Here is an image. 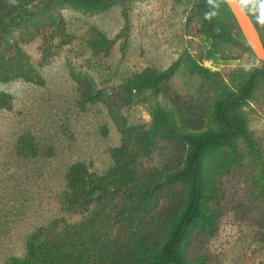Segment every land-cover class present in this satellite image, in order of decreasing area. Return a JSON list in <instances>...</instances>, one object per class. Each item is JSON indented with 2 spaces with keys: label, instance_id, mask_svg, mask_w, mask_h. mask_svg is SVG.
<instances>
[{
  "label": "rangeland",
  "instance_id": "obj_1",
  "mask_svg": "<svg viewBox=\"0 0 264 264\" xmlns=\"http://www.w3.org/2000/svg\"><path fill=\"white\" fill-rule=\"evenodd\" d=\"M19 1L0 0V264H150L189 202L186 138L264 64L221 0ZM240 1L264 37V0ZM235 115L248 137L204 160L186 264H264V78Z\"/></svg>",
  "mask_w": 264,
  "mask_h": 264
},
{
  "label": "trees",
  "instance_id": "obj_2",
  "mask_svg": "<svg viewBox=\"0 0 264 264\" xmlns=\"http://www.w3.org/2000/svg\"><path fill=\"white\" fill-rule=\"evenodd\" d=\"M227 5L226 0H221ZM99 4L102 1H98ZM97 2V3H98ZM14 4L18 9L22 8L21 1L14 0ZM86 4L92 6V1H87ZM228 6V5H227ZM250 15L254 14L250 3L244 4ZM229 14L233 18L235 24L239 26L230 7ZM206 30L212 35L218 36L224 40H234V27L229 25L224 19L216 18L206 23ZM260 32V31H259ZM261 33V32H260ZM262 36V34H261ZM263 42L264 37L262 36ZM264 64V63H263ZM177 65H173L169 69L159 73L151 79L150 86L156 91L159 90V81L162 78L169 77L175 72ZM264 78V70L255 71L243 85L238 95L234 97H226L220 99L215 106V119L218 124V130L208 132L200 136H188L186 139L189 142V152L183 171L179 177L184 180L189 186V202L182 216L176 224L173 232L168 240L162 246L158 257L150 264H186L178 251V247L186 236L190 226L200 214L202 199H203V165L204 160L208 155L221 147L232 146L240 137H248V131L245 121L235 115V112L240 110L253 96L259 82ZM0 102L10 107L7 97L0 99ZM84 168L83 165H78ZM79 172H82L81 170ZM100 179V178H99ZM76 191L86 193L88 191L87 180L80 177L76 178ZM89 182H93L90 180ZM49 258V264H51Z\"/></svg>",
  "mask_w": 264,
  "mask_h": 264
},
{
  "label": "water",
  "instance_id": "obj_3",
  "mask_svg": "<svg viewBox=\"0 0 264 264\" xmlns=\"http://www.w3.org/2000/svg\"><path fill=\"white\" fill-rule=\"evenodd\" d=\"M250 48L264 63V42L253 18L240 0H226Z\"/></svg>",
  "mask_w": 264,
  "mask_h": 264
}]
</instances>
